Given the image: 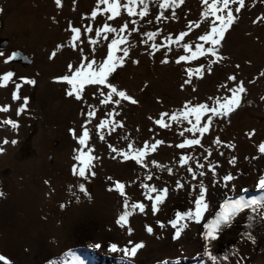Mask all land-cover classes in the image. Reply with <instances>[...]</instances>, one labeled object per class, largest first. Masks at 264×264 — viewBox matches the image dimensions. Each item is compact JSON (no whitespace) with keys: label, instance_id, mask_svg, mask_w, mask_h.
Wrapping results in <instances>:
<instances>
[{"label":"bare ground","instance_id":"bare-ground-1","mask_svg":"<svg viewBox=\"0 0 264 264\" xmlns=\"http://www.w3.org/2000/svg\"><path fill=\"white\" fill-rule=\"evenodd\" d=\"M260 1L261 0H245V2H246L245 10L249 6L251 8L255 7L257 5V3H259ZM40 2H41V0H40ZM200 5H201V3H200ZM5 7H7V6H5ZM5 7L0 6V37H1V35H6V36L11 35L12 38L17 40L18 42L32 46L31 41L25 37L26 32H27L25 24L27 23V21H29L28 18H25V20L21 21V22H17V21L12 22L13 24H19V32L24 37H22L20 34H17L18 32L17 33L9 32V30H10L9 27L11 25V22H9L8 20H5V11H6ZM202 7H203V5H202ZM154 9H156V3L153 2L149 8V18L153 19V17L155 16V15L153 16V14L155 13ZM200 9H201V6H200ZM194 10H195V6H194ZM14 13H15V15L17 14V12H14ZM55 13H56V11H55ZM191 14H193V13H191ZM19 17H18V19H19ZM13 19L17 20V18L15 16ZM192 21H193V19H192ZM156 22L158 23V21H155V19H153L152 24L145 23V28L154 27ZM142 26L143 25H140V28ZM202 28H203V26H202ZM262 28H263V26H262ZM193 29H195V28H193ZM255 29L253 28V30H255ZM258 29H259V25H258ZM258 29H256V30H258ZM64 31H65V29H64ZM235 31H236V29H235ZM247 31L249 33L250 29ZM251 31H252V29H251ZM231 32H233V31H231ZM67 33L70 35L69 32H67ZM248 33H246V34H248ZM263 33H264V30H263ZM230 34H232V33H230ZM242 34H243V32H242ZM242 34H238V33L232 34V39L236 40V41H241L240 39L243 36ZM258 34H261V33L258 32ZM255 35H257V34H255ZM12 38H11V40H12ZM259 38H260V36H259ZM44 39H45V37H44ZM190 45L192 46V41H191ZM230 45H231V42H230ZM224 47H226V45ZM224 47H222V48H224ZM241 49H243V48H241ZM181 50H183V49H181ZM253 51H255V50H253ZM101 52H102V50H101ZM247 52H248V50H247ZM250 52H252V51L250 50ZM226 54H225V56H226ZM252 54H254V52H252ZM256 55H258V54H256ZM237 57H235V58H237ZM62 61L64 63H66V60H62ZM247 61H250L253 63L254 59H253V57L249 56V57H246V62ZM227 62H228V60H227ZM206 63H207V61H206ZM190 64H192V63L190 62ZM231 64L232 63H230V65ZM254 64H255V62H254ZM205 65H207V64H205ZM242 65H243V63H242ZM214 67H216V66H214ZM231 68H230V71H231ZM240 68H241V66H240ZM243 68H241V69H243ZM221 70H223V69H221ZM251 70H249V72ZM3 71L4 70L0 69V74L5 73ZM220 72H222V71H220ZM228 73H230V72H228ZM184 74H185V72H184ZM222 74L223 73L213 71L210 75L209 74L205 75V77H206L205 80H203L204 79V77H203L202 79H200L198 81V83H196L197 84L196 85V92L194 93L196 95H195V100L193 101V104L209 102L207 100L208 96L229 95V93L227 92L226 89H224V91H221V89H219V86L222 83L226 84L227 79H225V76L227 78L228 75H232V74H227L224 72V78H223ZM26 75L28 76V78H30V75H28L27 73H24L22 75H16L13 78V80H16L17 77L26 76ZM220 75H221V78H223V79L220 80L219 82H217L218 79H221ZM249 76H248V73H244L243 75H237L236 74L237 81H243L244 85L247 89V93L244 97L246 99L242 102L240 108L237 109L236 113H232V115L230 116V118L228 120L222 121V122H214V124L212 126L214 130L220 129V130L224 131L225 134H227V136L229 138L228 143H232V144L236 145L235 150L233 152H231V150H229L223 146H216V145L211 144V141L215 137L210 135L209 133L205 134V137L202 138L201 143L205 147H211L212 148V150H213V156L212 157L205 159L207 154L204 153L203 148H200L198 146L195 150L189 149V150H191L192 153H189L188 152L189 150L187 152H184L182 149L175 148L174 145L176 143L182 142L185 137L191 138V133H185V137L179 136V132L183 129V127L188 126L186 121L184 122L183 125H178L175 122H171L172 123L171 130L170 129H160V128H159V130L154 129V127L156 125H154L152 123V121H150L148 119V117L152 116L155 119V118H158V116L161 112L168 111L169 113H172V112H176L178 110H181L183 105L186 102H184L182 104L181 103L182 101L178 100L180 96L173 99L172 101L166 102L167 99L171 100L174 97V96H171L172 94L170 96L166 95V97H165L166 99L160 104L157 102L150 103V104H142V102H140L138 105H136L135 109L131 112V114H132L131 119L128 122H124V121L122 122L124 127H122V128L117 127L115 129V131H112L111 135L113 134L114 143L111 145L116 147L120 151H127V145L129 143L133 144V146H134V144L139 142L138 144L140 145V143H141L143 146L145 141H147V142H149V144H151L154 142L155 139H161L164 141V143L157 147V149L161 148V151L160 152H158L157 150L155 152L150 151L148 157H146V163L148 164V166L146 168H141L139 165H136L134 161L124 162L122 160V157L117 156L116 153L111 152L110 149L109 150L104 149V150H99V151L96 149V151H94L92 154L99 157V159H97V161H100V159H102V158H108L111 160V162L113 164H112V166H109V167H106V166L100 167L99 173L94 167L92 168V171H94L96 173V175H95V177H90L89 180H87V181H89L91 184L96 186L95 187L96 191L94 192V191H92L91 188L89 189L86 187L88 192L90 193V197H91L90 199L88 197L84 196L82 193L79 194V192L73 194L72 196L66 197L67 196L66 191L69 188V183H66L64 180L60 179L61 178L60 173L56 172L52 175L49 174V171H50L49 168L50 167L45 165L46 162L44 161V159L41 161V159L38 158V154L36 152H34V151L30 152L27 149H23L24 147H27L25 144L20 146V147L12 146L11 144H9V146L6 147V151L3 153L4 155L0 154V177L6 178V176L9 172L13 171L14 169L19 170L17 172L16 177H15V183L13 185L11 193L7 194V195H12V196L14 194V196H13L14 198L10 197L11 199H13L11 201V203H13L14 201L20 202L21 200H26V201H29L31 203L32 207L34 204H36V206H37L38 204H40L42 202L43 192L44 193L52 192L53 193L52 197L54 199H58L59 197L65 196L63 198V200H65L66 202H64L62 204L63 207L60 208V210L57 214L46 218V225H47L46 228L41 225L42 224L41 222L45 223V221L44 220H38L37 225H35L33 227V229H29L25 225L26 223H29L28 218H27V210L24 209L25 207L24 208L18 207V208H16V211H14L11 208H9V206H10L9 204H11V203L7 202L6 200L0 201V214H1L0 215V247H5V248L10 249V247L14 246L15 249L17 250L18 246H15V245L17 243H20L21 247L19 248L18 251H19V256L21 257V260L17 261V257L13 258L14 255L9 254V253H5V254L0 253V255L4 256L9 261H11V264H73V261L76 258L83 260L84 264H86V261L80 255V252H83V251H86L94 259V262L92 264H141V263L142 264H161V262L164 260L169 261L170 264H175V261L171 262L170 260L174 259L176 257H180L181 256L180 252L184 251V252H182L183 256H190V255H194L196 252V251H194V249L201 248L202 244H203V248H204L205 242L203 240L202 224L204 222H207V220L214 218V213L216 211H219V204H220V202L222 203L223 199H224V196L222 195V193L224 191H227V189L220 188L219 186L212 187L211 186L212 177L210 174H206L205 177L198 178V179H203L204 183L209 186L207 198L211 201V206H212L211 212H212V214L206 213L205 214V220L202 221L201 225H196L195 223H189V227L181 234V235H185V237L180 242H179V240H180L179 238L175 239V240L172 238V236L174 234V230L171 229L170 226H166L165 229L161 230L158 228L157 225H153L154 232L152 235H149L145 231V224L150 225L151 221H154V220L156 221L157 219H159L167 225V221L170 218H174L175 211L180 210V209H181V211H183V210H187L190 207H193V205H191L189 203V201L192 199V196L189 194V192L185 189L176 190V186H175V181L177 179H180L182 183L189 182L190 184H193V185L198 183V181H191L190 175L183 168H181L179 163H178L179 156L184 155V154L199 157L200 162L205 163L206 166L209 163L219 162L222 165L221 168L217 169L220 176H222L223 174H226L228 172L235 174L237 179L235 181L231 182L235 186V191L228 193L234 199L240 198L241 196L246 200L260 199V198L264 197V191H261L256 187L259 175H264V155H262L258 152V145H259V143L264 142V136H263V138L261 137L262 138L261 142L255 144V142L253 140L254 137L249 139L248 136L246 135V133H244V132L242 133V131L240 132V129L238 128V121H239V114L240 113H243L244 115H245V113L250 114V111L254 110L257 112L256 114L263 117L262 119L264 120V99L262 101L263 104L260 106H256L254 102L250 101L251 98L249 99V97L251 95H255L256 92L258 91V90H256L254 93L253 92L250 93V91H254V90L247 88ZM47 78H48V81L51 80V77H49L48 75H47ZM10 83H11V81H10ZM218 84H220V85H218ZM217 85H218V88H216ZM232 86H235V85L232 83ZM7 87L0 88V97L4 96V91L7 89ZM57 87L58 88L61 87L60 93H63L64 90H66V88H67V86L63 83H61ZM216 89L217 90L219 89V90L216 91ZM89 90H87V91H89ZM260 90L264 91V89H260ZM258 95H260V94H258ZM257 103H258V101L256 102V104ZM78 104H80V103H78ZM78 104L73 103L74 106H78ZM98 106L106 109V108H110L111 105L106 106V105H101L98 103ZM55 112H58V113L60 112L59 114L62 117H58V114H55L54 118L56 119V121L54 119V121L51 120L50 123H43L42 121H41V123L43 126H47V125L51 126V128L54 130V132H57V130H59L58 128H61L62 125L64 127L65 118H67V117H65L66 113H65L63 107H61V106L58 107L55 110ZM75 114L78 116H81L80 112L76 111V110H75ZM121 116H122V114H121ZM1 118H2V116L0 114V120H2ZM204 119H206V117ZM69 120L74 121L73 118H70ZM126 121H127V118H126ZM202 122H203V120H202ZM249 123H250V121L247 120L246 124L249 125ZM244 124H245V122H244ZM260 124L261 123H259V125ZM257 125L258 124L254 123V125H249V126H251V129L253 130L255 127H256L255 129H258ZM75 126H77V124L74 122H71L70 127L74 128ZM262 126L264 127V124ZM107 129L108 128L101 129V130H99V133L103 134L105 136ZM149 129H153V131H149ZM245 129H247V128H245ZM245 129H243V130H245ZM251 129H250V131H251ZM250 131H247V133H249ZM95 133H96V137H95L96 140L102 145L103 141H101L99 139V134L97 133V130H95ZM109 134H110V131H109ZM30 135H31L30 133L24 134L23 137L24 138H30ZM125 136H127L128 139H124L123 137H125ZM105 140L107 142V139H105ZM70 145L73 146L74 143H71ZM168 145H173V146L169 147ZM62 146L63 145H60V147H62ZM57 151H59V150H57ZM220 151H223L225 153V155L220 156L219 155ZM74 155H75V152L73 150H70V152H67V150L65 151V157L68 156L67 161L70 162L71 166L75 163V161L72 159V157ZM153 155H155V157H153ZM113 156H116V158L113 159L112 158ZM232 156L237 157V163H236L235 167H233L227 163V161ZM253 156H256L257 158L251 159V157H253ZM246 157H247V159H246ZM153 161H155V163H158L161 165H166L167 167H165L163 169L156 168L153 166V163H152ZM168 168L173 169V172L171 175H169V173L167 171ZM14 171H16V170H14ZM196 171L198 172V171H200V169H196ZM147 175H152L153 179L151 181L147 180L146 179ZM109 176L113 177L114 181L119 180V181L125 183V185H126L125 191H126L127 195L129 196L130 202H140V203H144L146 205L151 204V201L146 200L144 198L145 189L140 186L141 184H148L150 186H157V187L167 186L169 188L168 198L166 199L165 203L160 206L161 211L159 213H157L156 216L151 215L150 207H149V208H146V212H148L147 216H145L144 214H140L139 211L136 210L135 213L130 217L129 226H131L133 229V235L131 237H129L127 235L126 229L120 228L115 223V220H116L118 214L122 210L121 203H122L123 198H121L116 191L110 192L107 190L110 186H113V182L109 181L107 179ZM9 178H11V177H9ZM218 178H219V176L217 177V179ZM45 181H48V183H45ZM238 181H242L245 183V185L242 183L244 189L242 188L241 190H237V188H236L237 183L236 182H238ZM54 182H57V184H56V185H58L57 187L53 186ZM234 183H236V184H234ZM60 186L62 187V189H60ZM65 189H66V191H65ZM5 191H7V190H5ZM38 191H40V194ZM238 192H239V194H236ZM245 192H249V194L246 195ZM7 195L4 194V196H7ZM153 195H155V193H153ZM10 198L8 201L11 200ZM65 198H67V199H65ZM77 198H79V199H77ZM8 208H9V210H8V212H6L5 210H7ZM50 211L53 212L52 210H50ZM249 211H250L249 212L250 214L244 212V213H241L240 215H238L237 218L231 223L230 226L222 225L221 231L217 234V236H218L217 240L213 241L212 244L209 245V252L212 254V256H214L216 258V264H227V263L232 264V262L230 260V258H231L230 255L235 256V254L238 252V250L236 248L237 243L235 245L232 243V241L234 240L233 239V233H228V232L225 233L226 232L225 230H227L228 228H231L234 224L235 225L238 224L239 226H242L241 225L242 218L245 217V219H246V218H248V216H250L252 214L251 209H249ZM78 216H81V218ZM82 216L87 217V218L83 219ZM135 227H136V232H134ZM93 232H95V233H93ZM238 232H239V230H238ZM246 233H248V232H246ZM16 235L20 237V240L16 239L15 241L11 242L13 239H15ZM70 236H72L73 238H75L79 241H82V239H83L84 242H81L82 244H79L78 246H75L73 248L66 246V242L63 240L64 239L67 240V237L69 238ZM157 237H159V238H157ZM60 238H63V240H60ZM129 239H131L133 242L142 241L145 244V247L138 252L137 256L134 259L124 257L121 252H111L109 250L110 245L112 243H117L119 248L129 246V245H127V241ZM8 240L11 243H9V242L4 243ZM41 240H42V242H41ZM104 241H106V244ZM177 242H179V243L177 244ZM14 243H16V244H14ZM48 245L53 250L43 249ZM96 245H100V246L96 247ZM220 245L223 246L221 248H218L220 250H215L213 248V247L217 248ZM57 248L59 249L58 251H57ZM78 248H82V249H78ZM85 249H88V251ZM95 252L100 253V254H95ZM48 253H51L52 255L50 257L46 258ZM147 256H149L150 258H157V259L146 260L145 258ZM158 257H161V258H158ZM191 261L192 262L187 263L185 258H183V260H179L180 264H213V261L210 260L208 258V256L204 254V250L200 254L191 258ZM0 264H2V262H0ZM255 264H264V258L258 259V261Z\"/></svg>","mask_w":264,"mask_h":264},{"label":"rangeland","instance_id":"rangeland-1","mask_svg":"<svg viewBox=\"0 0 264 264\" xmlns=\"http://www.w3.org/2000/svg\"><path fill=\"white\" fill-rule=\"evenodd\" d=\"M200 3H201V0H194V1L185 0V3L181 7V9H177L178 19L175 21L173 20H162L160 22L158 21V23L156 22L155 26L152 28H145V23H146L145 21L149 17H146L145 21L140 22V25L144 26V27L142 26L143 28L141 27V32L134 33L133 36L130 37L129 39L133 43H137V40L146 39V36L142 35L143 31H156V32L161 33V35L157 37V40L155 42L161 43L167 46L168 41L165 39V36L166 35L171 36L174 42L170 45L172 50L170 52H167V58L169 59L170 62L168 64L160 63V60L163 58V54L166 52V47H162L160 52H157L155 56H150L148 55V52L151 51L150 47L143 43H137V46L131 49L130 57L126 59L124 67L118 68L116 73H114L109 78L117 86L118 89L126 91L129 95H131L133 98H135L138 101V104L140 102H142V104H150L154 102H157L160 104L166 99L165 98L166 95L170 96L171 94H172L171 96H174V97L171 100L167 99L166 102L172 101L178 96H180L178 100H181L182 104L189 100H191L192 102L195 100L196 94L194 93L196 91H193L192 89L193 88L196 89V85H197L196 83H198L200 79L197 80V78L194 76L191 84H184V80L187 79L186 73L184 74L185 72L184 69L186 67H192V66L193 68H195L203 64L205 66V74L203 76L204 77L203 80H205L206 78L205 75H207V71H206L207 65L205 64L208 63V60H207L208 58L206 56L200 57L196 60L182 62L181 65L175 64L174 61L176 58H178L179 55H190V53H184L183 50H181L183 49L182 47L183 43L187 42L190 45L192 41V47L194 50L195 43L199 42L198 40H195V36L198 34H203L204 30H208L209 28L208 21H203L201 19L200 14L202 10H204V6L202 7V4L200 5ZM259 3H257V5L253 8H251L250 6L247 7L246 9L247 11L245 9L241 11V13L239 14L237 18L236 23L226 33L225 38L222 41V47H224L225 45L226 47L224 48L221 47L220 53L223 56H225V54L227 53L225 56V59L221 61L222 63L221 62L219 63L220 65L219 64L214 65L216 67L213 66L212 68V72L215 71V72L223 73L222 74L223 78H224V72L227 74H232V75L233 74L243 75L244 73H248V76H249L251 74L249 76L247 88L254 90V91H250V93L252 92L254 93L256 90H258L255 95H251L249 97V99L251 98L250 101L254 102L256 106H260L263 104L262 97H264V91L260 90V89H264V76L260 75L261 72H264V45H263L264 44V35H263L264 34L263 33L264 21H261L255 24L253 23V20H256L259 17L264 16V1L261 0ZM62 4H63L62 8L57 9L54 4V0H41V2L40 0H16V1L15 0H11V1L10 0H0L1 7L7 6L5 7L6 8L5 20H8L9 22H11V25L9 27L10 29L9 32H14V33L18 32L17 34L21 35V33L19 32V24H13L12 22H16V21L21 22V21H24L25 18H28L29 21H27V23L25 24L26 31H27L25 37L31 41V45H32V46H29L24 43H20L14 38H12L11 35L10 36L1 35L0 51L4 52L5 55L3 57H0V69L4 70L3 72H7L9 70L14 71L16 75H22L24 73H27L28 75H30V79H34L36 81V84L34 87L30 85H24L20 90L22 97L26 96L29 98V105H28L27 111L19 117H16L15 110L19 106V104L22 103V100L13 101L11 99V93L14 90V84L20 82L18 79L19 77H17L16 80L11 81V83L9 82L7 89L4 91V96L0 97V106H4V105L11 106V110L8 113H0L2 116L1 119H6V118L11 117L14 120H18L19 125H20L18 130L16 131H13L10 128V126L0 125V147L4 149L3 151L4 153L6 151V147L9 146V144H11V143L6 144V145L3 144L2 141L4 138H7L9 141L15 139L17 143L15 145L11 144L12 146L20 147L25 144L27 147H24L23 149H27L30 152L32 151L36 152L38 154V158L41 159V161L44 159V161L46 162L45 165L50 167L49 174L52 175L56 172L60 173L61 174L60 179L64 180L66 183H69V186L71 185V191L69 190V188L67 191L65 189V191L67 192L66 197H69L79 192V188H78L79 183H85V186L89 189L91 188L92 191L94 192L96 191L95 189L96 186L91 184L89 181L86 182L78 177L72 176L71 164L69 161H67L68 156L65 157L66 150L67 152H70V150L74 151V149H77L79 147L76 144V141L73 140L69 132V129L71 128L70 127L71 122H74L77 124V126H75L74 128L77 129L78 134L80 133L79 132L81 131L80 125L82 121L85 119V117L76 115L75 110L81 113L82 109L86 110V106H83L81 102L75 101L73 98H69L66 95V90H64L63 93H60L61 87L59 88L57 87L61 84V82H57V77L67 74V64L72 63L73 65H75L78 59L77 52L73 51L70 47L67 46L66 41L68 38H70V35L67 32H65L64 29H66L69 20L73 22V26H78V25L83 26L88 23H92L94 28L97 26H102V23L105 22V17L107 14H105L104 16H98L95 22L86 21V20H82L81 17L90 15L91 11L95 7L94 5H96V0H75V3H73V0H62ZM194 6H195V10H194ZM200 6H201V9H200ZM234 7L235 5H233V8ZM73 8L75 10H73ZM154 11L155 13L153 14V16L159 14L161 10L156 5V9H154ZM14 12H17V14L15 15ZM190 12L193 14H191ZM165 15H170V10L166 12ZM14 16L17 18V20L13 19ZM123 17H126V13L123 14ZM53 18H55V21ZM135 18L139 20V17L138 18L135 17ZM121 19L122 18H117V20H121ZM192 19L193 21L195 20L201 21V28L199 30L196 28L188 30L187 22L192 21ZM108 23L112 24L113 26L116 25V21H109ZM258 25H259V29H258ZM202 26L204 29L202 28ZM253 28L254 29L256 28L258 30L256 29L253 30ZM249 29L250 31L248 33L247 30ZM181 31H189L190 36L189 35L186 36L184 41H181L179 44H176L175 40ZM231 31H233L234 33ZM258 32L261 34H258ZM230 33L242 34L243 36L240 39L241 41L233 40L232 34ZM90 35H94V33L84 34V36L82 35V39L85 41V43L80 45L81 47H86L87 45L86 39H88ZM109 42L110 41L101 40L100 45L106 46L107 43ZM230 42H231V45H230ZM61 43H64L65 47L57 52L58 54L56 58L50 60L49 59L50 53L56 50L57 44H61ZM151 43H153V41H149V45ZM100 45H97L98 50L99 51L102 50V52L105 51V49L101 48ZM90 47L91 46H87L86 50H90ZM250 50L254 52V54H252ZM13 52L16 53V58L13 61L5 64L3 62L4 59H6ZM249 56L253 57L254 59L253 63L250 61L246 62V57H249ZM62 60H66V63H64ZM132 60H138L139 63L134 64L132 63ZM190 62L192 64H190ZM230 63L232 64L230 65ZM236 65H239V68L240 66L241 68H243L244 66L245 67L243 69L241 68L237 69ZM229 67L230 68L232 67L231 71ZM220 68L223 70H221ZM219 70L222 72H220ZM249 70L251 71L249 72ZM46 74L49 77H51V80L48 81ZM23 77L28 78L27 75ZM220 78H221V75H220ZM223 78L218 79L217 82H219ZM225 79H226V76H225ZM226 84H228L229 86H232V82L227 81ZM218 85L216 88H218ZM182 86H183V90H181ZM89 89L90 87L86 88L85 90L86 98L88 99V102L93 104L97 110L96 116L93 118V123L88 125L89 128L91 129L90 136L92 137V138L90 137L89 145L94 147V151H96V149L98 151L104 150V149L109 150L110 148L108 147V145L114 143L113 134L111 135L112 133L111 128L106 127L108 129L106 130V133L104 136L105 139H107L108 143L104 139L101 145L95 138L96 137L95 125L97 124V122L103 119H112L114 121L128 122L132 117L131 112L135 109L136 105L138 104L132 105L126 101H123L121 106L116 109L117 111L120 112L119 117L118 116L108 117L107 112L116 106L111 105L110 108H106V109L98 106V103H97L98 101L95 100L90 95H88V93L90 92ZM216 91L218 90L216 89ZM221 91H224V89H221ZM257 93L260 95H258ZM245 99L246 98H244V100ZM257 101H258L257 103L258 105L256 104ZM73 103H77V104L80 103V104H78V106H74ZM60 106L63 107L66 113L65 117L67 118H65L64 127L62 125L61 128H58L59 130H57V132H54L51 126L49 125L43 126L41 121L43 123H50L51 120L54 121L55 114H58V117H62L59 114L60 112L59 113L55 112V110ZM236 112L237 110L234 113ZM256 113L257 112L254 110L250 111V114L245 113L244 115L243 113H240L239 121H238V128L240 129V132L242 131V133L243 132L247 133V131H250L251 126L249 125H254V123L258 124L257 125L258 129H255L256 128L255 127L253 130L251 129L250 131L252 132L255 130L254 131L255 135L253 136L254 137L253 140L255 144L261 142L264 136V133H263L264 127L262 126L264 124L263 123L264 120L262 119L263 117L259 116ZM70 118H73L74 121L69 120ZM126 118H127V121H126ZM247 120L250 121L249 125L246 124ZM259 123L261 124L259 125ZM154 129L159 130V127L155 126ZM109 131H110V134H109ZM28 133L31 134L30 138H24L23 137L24 134H28ZM209 134L214 137L218 136L223 142H226V143L229 142V138L227 134H225V132L220 129L214 130L213 127H211ZM71 143H74V145L71 146L70 145ZM138 143L139 142L134 144V147L142 146L141 143L140 145ZM60 145H63V146L60 147ZM182 150L184 152H187L189 149H182ZM157 151L160 152L161 148H158ZM188 152L192 153L191 150H189ZM3 153L1 155H4ZM153 157H155V155H153ZM93 164H94V168L99 173L100 167H104V166L109 167V166H112L113 163L108 158H102L100 159V161H97V160L93 161ZM14 170L9 172L6 178L0 177V193H3V195L0 196L1 198L0 201L6 200L7 202L11 203V201L13 200L11 198L14 196V194L13 196L7 195V194L11 193V190L15 183V177L17 175V172L19 171L18 169H14ZM236 183L234 184H236L237 190H241L243 188V184L245 185V183L242 181H238ZM53 184H54L53 186L55 187L58 186L56 185L57 182H54ZM60 189H62L61 186H60ZM38 192L40 194V191ZM4 194L7 196H4ZM236 194H239V192ZM245 194L248 195L249 192H245ZM52 195H53L52 192H48V193L43 192L42 202L38 204L37 206L36 204H34L32 207L29 201L21 200L22 202L14 201L13 202L14 204L13 203L9 204L10 205L9 208L16 211V208L18 207H23V208L25 207L24 209L27 210V218L29 221V223H26L25 225L29 229H33V227L37 225L38 220H44L45 223L41 222L42 223L41 225L46 228L47 226L46 218L57 214L61 208V205L64 202H66L65 200H63L65 196L59 197L58 199H54ZM9 198L11 199L10 201H8ZM9 208L5 211L8 212ZM50 210H52L53 212H51ZM249 212H250L249 209L245 211V213H249ZM251 213L252 214L250 216H252L253 218L250 221L248 218L245 219V217L243 216L244 218H242V222H241L242 226H239L238 224L236 225L234 224L231 228H228L227 230H225L226 231L225 233L227 232L233 233L234 240L232 241V243L234 245L237 243L236 248L238 252L235 254V256L230 255L231 258L229 257L232 264H255L258 261V259L264 258V245H263L264 244V208H258L256 212H251ZM78 217L81 218V216H78ZM86 218L87 217H83V219H86ZM150 225L151 226L156 225V221L155 220L151 221ZM134 232H136V227L134 228ZM249 234H251V236L254 238L255 243H253L248 238ZM16 237L11 242L15 241L16 239L20 240L19 236L16 235ZM184 237L185 235H181L179 238L180 239L179 242ZM74 239L75 238H73L72 236H70L69 238L67 237V240L66 239L63 240V238H60V240H63L66 242V246H69L72 248L75 246H78L79 244H82L81 242H84L83 239L82 241H79L77 239L74 240ZM8 242L9 240L4 243H8ZM104 242L106 244V241ZM179 242H177V244ZM15 246H18L17 250L15 249L14 246L10 247V249L5 248V247H0V253L13 254L14 255L13 258L17 257V261H19L21 260V257L19 256L18 250L21 247V244L17 243ZM221 247L223 246L220 245L217 248L215 247L213 248L215 250H220L218 248H221ZM43 249L53 250L52 248H50L49 245ZM78 249H82V248H78ZM58 250L59 249L57 248V251ZM85 250L88 251V249H85ZM203 250L204 248L202 244L201 248L194 249V251H196L194 255L183 256L182 252L184 251H182L180 252V255H181L180 257H176L174 259H171L170 261L174 262L177 260H183V258H185L187 263H190L192 262L191 258L200 254ZM95 254H100V253L95 252ZM51 255H52L51 253H48L46 258L50 257ZM80 255L86 261V264H92L94 262V259L86 251L80 252ZM158 258H161V257H158ZM145 259L155 260L157 258H150L149 256H147Z\"/></svg>","mask_w":264,"mask_h":264},{"label":"snow or ice","instance_id":"snow-or-ice-1","mask_svg":"<svg viewBox=\"0 0 264 264\" xmlns=\"http://www.w3.org/2000/svg\"><path fill=\"white\" fill-rule=\"evenodd\" d=\"M156 3L157 7L161 10L159 14L154 16L155 21L162 20H177V9H181L184 5L185 0H96V5L91 11L89 16H82V20L95 22L98 16H104L105 22L102 26L93 27L92 23L85 24L83 26H73L71 20L68 21V25L65 29L66 32L70 33V38L67 39V46L73 51L77 52L78 59L77 63L73 65L72 63L67 64V74L57 77V82H61L67 86L66 95L69 98H73L75 101L81 102L83 106H86V110L82 109L80 115L85 117L80 125V133L78 134L77 129L70 128L69 132L76 144L79 146L74 149L75 155L72 159L75 163L71 166V174L74 177H78L84 181L89 180L90 177H95L96 173L92 171L94 167L93 161L99 159V157L93 155L94 147L89 145L90 132L91 129L88 127L89 124L93 123V118L96 116V108L93 104L88 102L86 98V88L90 87V92L88 95L93 97L101 105H115L110 111L107 112L108 117L119 116L120 112L116 109L121 106L123 101H126L132 105L138 104V101L129 95L126 91L120 90L117 86L109 79L114 73H116L118 68H122L125 65L126 59L130 57L131 49L137 46V43H143L148 45L151 51L148 55L155 56L157 52H160L162 47H166V52L163 54V58L160 60L161 64H168L170 61L167 58V52L172 49L170 45L174 42L171 36H165L168 41V45H163L161 43L155 42L157 37L161 33L156 31H143L142 35L146 36V39L137 40V43H133L129 38L133 36L134 33H140V22L145 21L146 17H149V8L152 3ZM75 3V0H73ZM54 4L57 9L62 8V0H54ZM201 4L204 6V10L201 12L200 16L203 21H208L209 28L205 30L203 34L196 35L195 39L198 43H195L194 50L191 45L185 42L183 47L184 53H190V55H179L175 59V64L181 65L182 62H188L190 60H196L199 57H207V74L212 73V68L214 65L219 64L225 59L220 53V48L222 47V41L225 38L226 33L233 27L236 23L237 18L241 11L246 8L245 0H201ZM233 5L235 7L233 8ZM103 6V7H101ZM73 10H75L73 8ZM170 10V15H165L166 12ZM126 13V17L123 14ZM135 17H139L137 20ZM117 18H122L117 20ZM55 21V18H53ZM108 21H116V25L108 23ZM264 21V16L253 20V23H258ZM147 24H152L153 19L148 18L145 21ZM187 28L189 30L196 28H201V21H188ZM87 39L86 47H81L85 41L82 39L84 34H93ZM189 35L188 31H181L175 40L176 44L185 40V37ZM110 41L107 45H100V41ZM149 41H153L149 45ZM79 42V43H78ZM97 45L104 48L105 51L101 52L98 50ZM87 46H91L90 50H86ZM65 47L64 43L57 44L56 50L52 51L49 55V59H54L57 56V52ZM4 52L0 51V57H3ZM16 58V53L13 52L6 59L4 63L7 64ZM132 63L138 64V60H132ZM239 68V65H236ZM187 79L184 80V84H191L193 77L197 79H202L205 74V66L201 64L198 67H186L184 69ZM264 76V72L260 73ZM16 76L14 71H7L0 74V88H5L9 85L10 81ZM19 83L14 84V90L11 93V99L13 101H21L22 103L15 110L16 117L24 114L29 105V98L26 96H21L20 90L24 85L35 86L36 81L27 77H19ZM227 81L232 82L235 86H229L228 84H221L219 89H226L229 95H216L208 96L207 100L210 102L196 103L193 104L191 100L187 101L181 110L169 113L168 111L161 112L158 118H153L149 116L148 119L152 123L158 126L160 129H170L172 128V123L175 122L178 125H183L187 122L188 126L183 127L179 132L180 137H185V133H191V138L185 137L182 142L176 143L174 146L177 149H193L198 147L203 148L204 153H206L205 159L213 156V150L211 147H205L201 140L205 137V134L210 132L211 127L214 122L226 121L230 118L231 114L240 108L242 102L244 101V96L247 93V89L243 81H237L236 75H228ZM218 89V90H219ZM107 90V91H105ZM183 90V86L182 89ZM196 91L195 88L192 89ZM264 99V97H262ZM11 110L10 105L0 106V113H8ZM206 117V119H204ZM167 118V119H166ZM203 120V122H202ZM0 125L10 126L13 131L18 130L19 122L11 117L0 120ZM97 133L99 134V139L104 141L105 137L103 134L99 133V130L110 127L112 131H115L117 127H124L123 123L120 121H114L112 119L100 120L96 125ZM153 131V129H149ZM198 134V135H197ZM249 139H251L255 132L246 133ZM128 139L127 136L123 137ZM3 144H13L15 145L17 141L15 139L9 141L4 138ZM164 141L161 139H155L153 143L145 141L143 147H134L133 144L129 143L127 145V151H120L111 144L108 145L111 152L116 153L117 156L122 157L124 162L134 161L136 165L141 168H146L148 164L146 163V157H148L149 152H155L157 147L163 144ZM211 144L216 146H223L231 151L235 150L236 145L232 143L223 142L218 136L215 137ZM172 147L173 145H168ZM4 149L0 147V154H2ZM258 152L264 155V142L259 143ZM220 156H224L223 151L219 152ZM113 159L116 156L112 157ZM256 156L251 157V159H256ZM247 159V157H246ZM153 166L159 169L167 167L166 165H161L152 162ZM178 163L181 168H183L191 178V181H198L197 184L193 185L189 182L182 183L180 179L175 181L176 190L185 189L192 196L189 201L193 207L187 210H177L174 213V218H170L167 221V225L161 220H156V225L159 229L163 230L166 226H170L174 230L172 238L178 239L181 234L189 227V223H195L196 225H201L202 221L205 220V214L211 212V201L207 198L208 185L203 181L206 174H210L211 186L227 189L222 195L224 196L223 202L219 204V211L214 213V218L207 220L202 224L203 229V240H204V254L208 256L213 264H216V258L212 256L209 252V245L213 241H216L217 234L221 231V226H230L231 223L237 218L238 215L244 213L245 210L251 209L252 212H256L258 208H264V197L260 199L246 200L242 196L240 198L234 199L229 192L235 191V186L231 183L237 179L236 175L228 172L219 175L217 169L222 167L219 162L209 163L207 166L205 163L200 162L199 157L193 155H180ZM227 163L233 167L236 166L237 157L232 156ZM194 165V166H193ZM200 169V171H196ZM169 175L172 174L173 169H167ZM219 178L217 179V177ZM109 181L113 182V186H110L108 191H116L118 195L123 198L121 203V212L118 214L115 223L122 229H126V233L129 237L133 235V229L129 226V219L135 213L136 210L140 214L148 215L146 208L150 207V212L152 216H156L157 213L161 211L160 206L163 205L168 198L169 188L167 186L157 187L150 186L148 184H141L140 186L145 189L144 198L151 201L150 205H146L140 202H130L129 196L125 191V183L119 180H113V177L109 176L107 178ZM146 179L151 181L153 179L152 175H147ZM48 183V181H45ZM256 187L264 191V175H259ZM79 192L84 196L90 197V193L86 189L85 183H79ZM71 191V185L69 186ZM155 193V195H153ZM3 193H0L2 196ZM79 199V198H77ZM63 207V205H61ZM253 217L248 216L251 220ZM145 231L152 235L154 232L153 226L145 224ZM159 238V237H157ZM248 238L255 243L254 238L251 234ZM127 245L123 248H119L117 243H112L110 245L111 252H121L124 257L134 259L138 252L145 247L144 242H133L131 239L127 241ZM100 245H96L99 247ZM0 262L2 264H11L4 256L0 255ZM73 264H84L83 260L76 258ZM161 264H170L169 261L164 260ZM175 264H180L179 260L175 261Z\"/></svg>","mask_w":264,"mask_h":264}]
</instances>
